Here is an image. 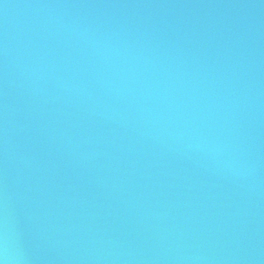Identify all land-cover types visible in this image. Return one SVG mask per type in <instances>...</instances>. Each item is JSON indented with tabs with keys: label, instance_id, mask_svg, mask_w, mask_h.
Returning <instances> with one entry per match:
<instances>
[{
	"label": "water",
	"instance_id": "obj_1",
	"mask_svg": "<svg viewBox=\"0 0 264 264\" xmlns=\"http://www.w3.org/2000/svg\"><path fill=\"white\" fill-rule=\"evenodd\" d=\"M15 264H264V0H0V233Z\"/></svg>",
	"mask_w": 264,
	"mask_h": 264
},
{
	"label": "clouds",
	"instance_id": "obj_2",
	"mask_svg": "<svg viewBox=\"0 0 264 264\" xmlns=\"http://www.w3.org/2000/svg\"><path fill=\"white\" fill-rule=\"evenodd\" d=\"M18 257L13 254L8 231L0 233V264H15Z\"/></svg>",
	"mask_w": 264,
	"mask_h": 264
}]
</instances>
